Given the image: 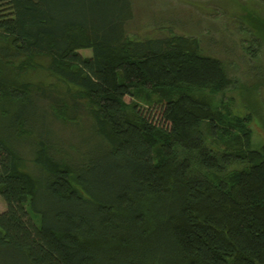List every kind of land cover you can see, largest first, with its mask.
<instances>
[{"label":"trees","instance_id":"1","mask_svg":"<svg viewBox=\"0 0 264 264\" xmlns=\"http://www.w3.org/2000/svg\"><path fill=\"white\" fill-rule=\"evenodd\" d=\"M130 16V0H0V264H264L252 114L196 40L132 39ZM38 69L73 88L47 108L78 127L80 103L79 143L45 121ZM141 94L158 120L124 101Z\"/></svg>","mask_w":264,"mask_h":264},{"label":"rangeland","instance_id":"2","mask_svg":"<svg viewBox=\"0 0 264 264\" xmlns=\"http://www.w3.org/2000/svg\"><path fill=\"white\" fill-rule=\"evenodd\" d=\"M131 16L125 30L132 39L163 38L184 36L196 40L198 49L204 55L219 59L229 78L233 80L223 95L234 111L252 114V144L259 147L264 143V0H130ZM82 56H90V50H80ZM39 88H44L46 96L41 100L47 105L60 102L72 105L70 96L73 88L38 69L27 75ZM124 101L138 106L143 115L158 120L159 108L153 107V99L144 94ZM77 104V103H76ZM77 119L80 125L66 126L50 115L48 109L46 122L69 144L79 143L89 136L85 113L77 104ZM73 112L66 114L72 116ZM79 117V118H78ZM27 145V144H26ZM25 145V147H26ZM28 147V146H27ZM28 153L27 149H24ZM30 156H26L30 165ZM5 210V202L0 197V213Z\"/></svg>","mask_w":264,"mask_h":264}]
</instances>
